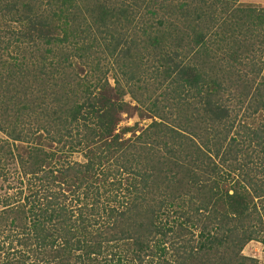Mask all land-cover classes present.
Segmentation results:
<instances>
[{
    "label": "trees",
    "instance_id": "obj_1",
    "mask_svg": "<svg viewBox=\"0 0 264 264\" xmlns=\"http://www.w3.org/2000/svg\"><path fill=\"white\" fill-rule=\"evenodd\" d=\"M237 1L0 0V264H258L264 9Z\"/></svg>",
    "mask_w": 264,
    "mask_h": 264
},
{
    "label": "rangeland",
    "instance_id": "obj_2",
    "mask_svg": "<svg viewBox=\"0 0 264 264\" xmlns=\"http://www.w3.org/2000/svg\"><path fill=\"white\" fill-rule=\"evenodd\" d=\"M238 6H252L255 7L256 9L262 8L264 9V0H238L236 2ZM110 84L111 80L109 79ZM124 100H128V96H124ZM120 123L118 124L119 127L123 125H132L134 121H138V115L137 112L133 110L132 107H130L127 112L121 113L120 115ZM150 122V119L144 118L140 120L139 124L137 127H145L146 124ZM138 132L136 131L135 134ZM129 132L124 134V137L129 136ZM74 159L79 160L80 158L77 155L73 156ZM2 193V192H0ZM241 253L244 256H248L251 258H254L258 264L262 263V259L264 258V250H263V245L257 241H249L244 245V247L241 250Z\"/></svg>",
    "mask_w": 264,
    "mask_h": 264
}]
</instances>
